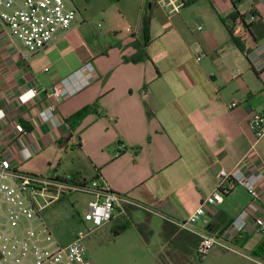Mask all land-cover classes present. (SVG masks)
<instances>
[{"label":"crops","instance_id":"0c3cea01","mask_svg":"<svg viewBox=\"0 0 264 264\" xmlns=\"http://www.w3.org/2000/svg\"><path fill=\"white\" fill-rule=\"evenodd\" d=\"M69 1L79 13L72 27L27 60L0 23V148L23 173L103 179L134 204H123L101 228L112 225L123 233L120 221L126 219L136 230L144 225L153 233L151 219L159 218L162 247L163 233H177L175 259L167 264H191L197 249L187 240L198 236L175 223L187 221L216 190L220 170L248 162L254 141L248 122L264 113V0H195L176 14L157 0H138L137 7L136 0H120L118 15L136 13L139 25L125 35L113 28L107 38L88 22V0ZM106 13L102 8L97 16ZM235 15L239 19L232 21ZM146 17L149 40L139 55ZM88 62L95 80L46 118L53 86ZM31 89L39 93L27 100ZM19 124L27 135L18 133ZM256 150L264 161V137ZM62 167L67 169L61 174ZM238 188L221 203L204 205L194 229L226 240L250 203L248 195L237 201ZM259 194L256 216L264 218V181ZM228 243L253 253L264 235L248 226Z\"/></svg>","mask_w":264,"mask_h":264},{"label":"built area","instance_id":"2783aa9c","mask_svg":"<svg viewBox=\"0 0 264 264\" xmlns=\"http://www.w3.org/2000/svg\"><path fill=\"white\" fill-rule=\"evenodd\" d=\"M157 1L166 5L169 14H176L186 3L195 0ZM230 1L236 3L238 0ZM78 15L69 0H0V23L15 43L20 56L26 60L69 31ZM201 57L199 55L197 61ZM94 71L93 64L88 62L53 86L44 111L46 118H53L57 106L67 97L89 86L95 80ZM38 93V90L31 89L24 96L30 100ZM2 116L0 112V120ZM248 125L254 137L246 155L248 162L230 172L220 170L216 190L203 200L187 221L175 223L200 238L196 250L200 259L214 246L227 249L225 242L245 233L248 226L264 235V218L256 216L260 204L259 188L264 181V161L257 153L256 145L264 137V113L252 116ZM17 131L27 135L20 124L17 125ZM254 159L257 164L251 168ZM238 187L246 191L250 203L231 223L226 233L227 239L221 240L214 235L197 232L194 226L205 215L204 205L221 203L225 195ZM72 193H84L92 197L83 221L90 223L94 229L111 222L115 213L122 211L123 204H134L113 192L103 179L85 182L17 171L0 148V264H94L79 239L65 246L58 244L42 219L47 207ZM253 262L264 264V261L259 260Z\"/></svg>","mask_w":264,"mask_h":264},{"label":"rangeland","instance_id":"374dc122","mask_svg":"<svg viewBox=\"0 0 264 264\" xmlns=\"http://www.w3.org/2000/svg\"><path fill=\"white\" fill-rule=\"evenodd\" d=\"M137 6L138 0H136ZM146 6L144 2L143 9ZM86 7L91 13L88 22L101 37H111L113 28L117 29L116 32L125 35L136 30L139 25L136 13L131 17L127 15L123 19L118 15L120 6L110 0H88ZM109 7L112 8L109 10ZM102 8H107V13L97 16V12ZM109 11L115 13V16L108 17ZM65 169L67 168L58 169L59 173L62 174ZM237 193L238 202L247 196L242 188H238ZM90 200L88 194L72 193L43 211L42 219L58 244L65 246L79 239L86 249L88 258L94 264H167L166 261L169 260L174 247L169 243L162 247L159 218L151 219L153 233L149 241L146 240L145 233H139L126 219L120 221L126 227L123 233H116L117 230H114L112 225L97 230L82 220ZM132 219L137 222L135 218ZM225 244L228 245L227 249L214 246L202 260L195 256L191 264H255L254 256L248 248L228 242Z\"/></svg>","mask_w":264,"mask_h":264},{"label":"trees","instance_id":"16d2710c","mask_svg":"<svg viewBox=\"0 0 264 264\" xmlns=\"http://www.w3.org/2000/svg\"><path fill=\"white\" fill-rule=\"evenodd\" d=\"M110 1L116 3V2H119L120 0H110ZM238 1H240V0H238ZM231 19H232V21H235V20L239 19V17H237L235 15ZM143 32L145 35L144 43L136 45L139 55H142L144 53V50L147 47L148 40H149V18L148 17H146L143 21ZM145 57H147V55ZM130 60L131 61H137L136 57H132ZM88 111H89V109H85V110L79 112L78 114H76L74 116V118H78V119L82 118ZM145 228H147V226H144V225L137 226V230L139 231V233H145L146 234V240L149 241V238L152 236V232L151 231L145 232ZM125 229H126L125 226L121 227L120 231H124ZM175 234H177V233H163L164 242H166L167 244L168 243L172 244L174 246L176 240L173 239V237L175 236ZM199 239L200 238L193 236L192 239L189 238L187 240V242H188V244H190L193 247V249L194 248L197 249L199 244H200ZM173 251H174V249H173ZM252 254L254 257H259V258H262L264 260V244H261L259 247H257V249H255ZM195 256H197V255L194 254V257ZM173 259H175V257L170 255L168 262L172 261Z\"/></svg>","mask_w":264,"mask_h":264}]
</instances>
